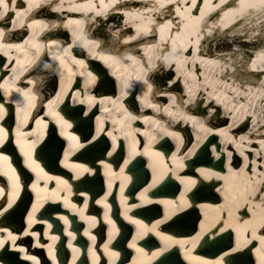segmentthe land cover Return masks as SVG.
Returning a JSON list of instances; mask_svg holds the SVG:
<instances>
[{
  "label": "bare ground",
  "instance_id": "6f19581e",
  "mask_svg": "<svg viewBox=\"0 0 264 264\" xmlns=\"http://www.w3.org/2000/svg\"><path fill=\"white\" fill-rule=\"evenodd\" d=\"M9 6L15 11H9L0 18V55L3 57L9 56V60L13 61L18 56L22 57L21 53L25 50L35 49L42 53L58 48L57 56L51 53L52 59L64 61V67L70 71L85 69L87 86H94L98 92L106 90L110 80L114 79L125 84L138 78L136 84L139 88L129 83L133 92L130 94L123 88V92L117 93V99L115 95L106 96L110 92L104 93V96L88 93V99L98 100V106H102L99 113L93 115V120H105L103 114L110 108L108 114L121 115L114 129L121 128L116 134L111 128L97 123L98 132L88 138L91 139L90 144L94 143L86 151L88 157L82 158L80 163L77 159L67 161L54 171L49 165L55 160L59 140L51 137L46 139V143H41L42 133L46 132L45 125L43 128L40 122L41 115L37 114L32 130H27L26 123L15 117L17 101H23L29 107L34 105L29 99L40 96L36 87L42 88L43 84L39 81H46L48 77L36 75L28 79V64L17 65V70L10 63L0 66V96L3 97L0 99V129L6 131L8 137V140L4 138L0 142V175L5 180L2 182L0 179V264H19L15 255L8 254L11 250L33 261L30 254L45 248L50 241L60 243L46 253L44 258L49 264H85L82 257L88 254L87 250L63 245L64 238L60 236L47 240L50 228L47 223L55 225V221H58L61 227L64 226L65 238L67 235L71 238L82 235L93 241L97 240L94 228H99L103 223H111L115 229L124 228L116 217H108L106 213L99 217L96 209L115 195L116 185L117 193L129 191L123 186L132 179L128 171L130 161L140 162L142 159L149 161L150 171H158L160 177L167 167L170 170L173 168L186 182L188 191L197 189L202 184L195 185L197 178L207 174L203 178L207 182L206 187L200 192L222 194L220 205L198 204L195 201L192 204H198L205 211L214 207L212 217L223 218L225 228L210 232L200 224L194 237H180L178 230L185 232V229L191 228L196 212L187 211L184 206L178 212L177 205L175 208L170 206V210L180 216H174L169 226L172 234H167L155 226L162 220L148 224L135 217L141 203L130 204L126 199L130 196H126L123 200L118 199V218L133 224L137 236L131 238L127 248L116 249L98 242L91 249L94 255L92 264L103 259L105 264H111L112 258L118 260V264H152L154 259L163 255V262L169 264L175 263L178 256L181 260L179 264H227L233 259L241 264H264V234L260 233L264 228V16L256 9L236 11L239 0H195V6L193 0H171V3L164 0L163 7L158 0H16L15 4ZM49 9L56 13L55 19L49 16ZM6 24L13 26L7 30ZM98 28L107 29V33L101 35L103 38L99 36L101 32L98 33ZM23 30L28 32V36L20 43L12 45L14 43H9V38H5V31L11 32L12 37ZM50 30L59 34L65 31L69 37L73 34L76 40L71 37L70 46L68 43L61 46L64 35L50 38ZM95 30L99 39L92 37ZM35 34L46 36L39 40ZM77 49L79 55H76ZM92 60L102 63L106 71L91 73L89 66ZM32 61H36V57ZM154 61L164 62L166 67L152 83L153 73L161 69ZM48 65L47 60L43 64L40 62L36 72L46 74ZM146 69L148 72L145 73ZM172 76L173 82L169 85ZM12 81L13 87L10 85ZM24 81L28 83L27 87L22 85ZM8 85L10 91L6 94L1 88ZM142 87L147 88L148 98L146 89H140ZM82 91L89 92V88L83 87ZM59 94L46 102V114L53 113L61 104ZM127 95L141 96L134 97L140 107L134 98H130L133 101L128 99L121 103L120 98ZM75 103H83V100ZM126 107L132 109V113L122 109ZM199 107L200 110L196 109ZM12 110L14 114L8 115ZM135 112L138 115L134 116ZM221 118L223 121L229 118L227 127L221 123L208 125ZM86 121L88 116L80 118L79 128L84 132L89 130ZM133 123L138 126L133 127ZM9 127L13 128L9 131L11 136L18 137L14 145L17 149L12 152L11 149L7 152L8 147L5 148L12 142L7 130ZM191 133L194 134L192 144L189 143ZM68 137L71 138V135ZM107 137V144L112 143L115 147L130 142V152L123 158L117 156L115 161L114 155L108 153L106 157L109 158L102 155L87 164V160L105 144ZM79 139L73 141L78 150L87 144L80 136ZM164 139L173 143V151L168 148L163 151L158 147ZM98 141L99 144H96ZM31 148L38 152V157L35 159V155L31 157L32 161H27L21 154L29 156ZM205 151L209 154L208 159L204 158ZM115 154L119 153L116 151ZM128 157L130 161H127ZM43 164L48 167L45 169ZM80 164L83 170L79 168ZM22 167L32 171L34 176L39 173L41 178L40 182L31 185L35 188L33 199H40L27 207L31 224H19L20 214L26 212L22 211L23 204L29 202L25 197L26 183L32 176L23 174ZM136 168V178L139 180L145 173L143 168ZM170 172L173 179L181 180L179 175ZM86 173L90 178L81 182ZM110 173L112 180L105 186V195L94 193L99 187L97 176L103 175L107 179ZM22 175L25 178L20 180ZM49 182L55 186L51 187ZM149 182L156 185L152 180ZM170 186L165 185L166 188ZM6 194L9 198L5 200ZM170 197L160 199L161 207L168 208L170 200L167 198ZM143 198H149L148 189ZM15 200H18L17 203H12ZM45 208L51 213L46 216L47 223L43 224L44 230H41L39 209L43 212ZM166 217L170 215L167 213ZM80 222L84 224L82 226L81 223L82 230L79 232L75 233L68 227V224L79 226ZM32 226L34 231L31 230ZM225 229L233 233V244L232 237H229V241L225 236ZM153 233L160 240H169L164 249L145 250L137 242ZM5 234L8 239H3ZM106 234L110 242L113 233L107 231ZM117 235L118 231L113 239ZM10 237L18 241L14 242ZM201 245L211 250L217 247L213 252L220 253L212 259L210 252L204 253L208 259L203 258L194 252ZM170 248L178 249V252H171Z\"/></svg>",
  "mask_w": 264,
  "mask_h": 264
},
{
  "label": "snow or ice",
  "instance_id": "6c2138e0",
  "mask_svg": "<svg viewBox=\"0 0 264 264\" xmlns=\"http://www.w3.org/2000/svg\"><path fill=\"white\" fill-rule=\"evenodd\" d=\"M16 0H0V18H3L9 11H15L14 8H10V4H15ZM163 7L164 0H158ZM171 3V0H167ZM193 6H195V0H193ZM248 9H256L260 12L261 16H264V0H239V8L236 11L246 12ZM19 15V13H17ZM264 122V120H262ZM2 131V130H0ZM255 171V169H253Z\"/></svg>",
  "mask_w": 264,
  "mask_h": 264
},
{
  "label": "rangeland",
  "instance_id": "374dc122",
  "mask_svg": "<svg viewBox=\"0 0 264 264\" xmlns=\"http://www.w3.org/2000/svg\"><path fill=\"white\" fill-rule=\"evenodd\" d=\"M102 27H103V26H102ZM98 30L101 32L100 35H104L105 33H107V32H106L107 29H106V30H103V28H98ZM99 31H98V33H99ZM224 42H225V41H224ZM172 82H173V76H172V79L170 80L169 85H171Z\"/></svg>",
  "mask_w": 264,
  "mask_h": 264
}]
</instances>
